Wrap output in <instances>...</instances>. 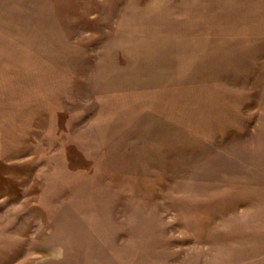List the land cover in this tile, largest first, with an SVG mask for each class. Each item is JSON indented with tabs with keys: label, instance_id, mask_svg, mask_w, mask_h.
Wrapping results in <instances>:
<instances>
[{
	"label": "rangeland",
	"instance_id": "rangeland-1",
	"mask_svg": "<svg viewBox=\"0 0 264 264\" xmlns=\"http://www.w3.org/2000/svg\"><path fill=\"white\" fill-rule=\"evenodd\" d=\"M0 264H264V0H0Z\"/></svg>",
	"mask_w": 264,
	"mask_h": 264
}]
</instances>
